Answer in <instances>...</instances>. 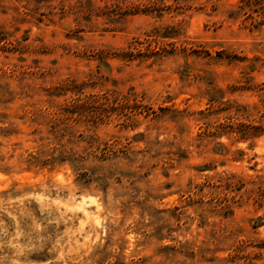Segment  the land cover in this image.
<instances>
[{"label": "rangeland", "instance_id": "obj_1", "mask_svg": "<svg viewBox=\"0 0 264 264\" xmlns=\"http://www.w3.org/2000/svg\"><path fill=\"white\" fill-rule=\"evenodd\" d=\"M0 264H264V0H0Z\"/></svg>", "mask_w": 264, "mask_h": 264}]
</instances>
